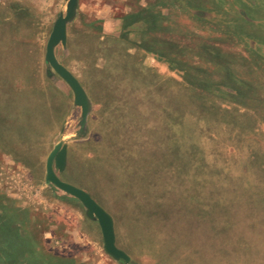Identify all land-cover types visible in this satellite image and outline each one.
I'll return each instance as SVG.
<instances>
[{
    "label": "rangeland",
    "instance_id": "obj_1",
    "mask_svg": "<svg viewBox=\"0 0 264 264\" xmlns=\"http://www.w3.org/2000/svg\"><path fill=\"white\" fill-rule=\"evenodd\" d=\"M67 5L0 0V264H116L46 184L60 142L57 173L114 217L133 264H264V0H80L61 62L97 102L101 78L148 86L85 128L46 61Z\"/></svg>",
    "mask_w": 264,
    "mask_h": 264
},
{
    "label": "water",
    "instance_id": "obj_2",
    "mask_svg": "<svg viewBox=\"0 0 264 264\" xmlns=\"http://www.w3.org/2000/svg\"><path fill=\"white\" fill-rule=\"evenodd\" d=\"M79 0H68L66 14H61L56 21L50 39L47 44L46 61L52 69L67 82L75 96V105L82 109L81 127L85 128L92 110L90 97L75 74L67 68L57 57L56 50L60 45L65 48L68 45L69 25L77 16ZM68 144L58 143L47 160L46 184L55 185L62 191L79 199L87 209V216L98 221L103 233L106 252L118 261L133 264L131 256L117 245V233L114 217L93 196L82 188L63 181L59 172H64L68 161Z\"/></svg>",
    "mask_w": 264,
    "mask_h": 264
},
{
    "label": "crops",
    "instance_id": "obj_3",
    "mask_svg": "<svg viewBox=\"0 0 264 264\" xmlns=\"http://www.w3.org/2000/svg\"><path fill=\"white\" fill-rule=\"evenodd\" d=\"M79 5H80V0H79ZM78 10H79V6H78ZM77 15H78V11H77ZM68 36H69V29H68ZM68 41H69V37H68ZM57 51L58 50H56V53H57ZM57 57L59 58L58 54H57ZM94 67L98 71H102V69H103V68H101V66L100 67L94 66ZM78 69H83V68L78 67ZM84 70L86 71L85 68H84ZM85 71H83V72H85ZM75 76L77 77L76 74H75ZM77 78L81 81V79L79 77H77ZM93 80H95V79H93ZM59 81L62 84L60 89L63 92V94H65L67 96V100H68L70 92H71V87L62 78ZM99 81H100L99 83L101 84V86H103L104 91L106 93V95H104V97H102V101H99V102H97L96 98L93 99V97H92L93 95L92 94L94 92L91 91L92 93H90L89 90L87 89L86 85L85 84L83 85V83L81 81L82 85L85 87V89H86V91H87V93H88V95L90 97V100L92 102V110H91V113L89 115V118L93 115L96 118V119H94L95 123L97 122V119L98 120L100 119L99 120V122H100L102 119H105L106 117L110 118L113 114H115V113H117L119 111H123L125 109V106H127V105L124 102V99L121 97V95H124L126 93L125 92V88H127L130 93H133L136 96L140 95V94L143 95L144 91H147V88H148V86L142 82L143 79H140L139 81L138 80L137 81H135V80L134 81H132V80L126 81L125 79H121V78L117 79V78H113V77H109V78L106 77V78H101ZM94 85H95V83L93 84V86ZM144 86H145L146 89L143 88ZM153 96H154V99L152 100V102H151V100L149 99L148 96L146 97L147 100L145 102L153 104L156 101L157 103H162V101H160V97H159L158 94L155 93V95L153 94ZM3 108L5 109V103L2 106L1 102H0V110H3ZM89 118H88V124H89ZM4 134H6V133L4 132ZM98 134H101V132L99 131V133H94V135H98ZM69 154H70V148L68 147L67 167H66L65 171L61 172V173H67V171H68V168H69ZM92 221H94V220H92ZM100 228H101V226H100ZM117 245H118V243H117ZM114 260L116 261V264H121V263L126 264L124 261H118L116 259H114Z\"/></svg>",
    "mask_w": 264,
    "mask_h": 264
}]
</instances>
